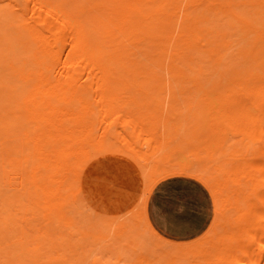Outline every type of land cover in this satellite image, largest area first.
Returning <instances> with one entry per match:
<instances>
[{"label":"bare ground","instance_id":"1","mask_svg":"<svg viewBox=\"0 0 264 264\" xmlns=\"http://www.w3.org/2000/svg\"><path fill=\"white\" fill-rule=\"evenodd\" d=\"M178 94L214 112L171 131ZM171 175L213 198L194 239L149 220ZM65 218L120 264H264V0H0L3 264Z\"/></svg>","mask_w":264,"mask_h":264},{"label":"rangeland","instance_id":"2","mask_svg":"<svg viewBox=\"0 0 264 264\" xmlns=\"http://www.w3.org/2000/svg\"><path fill=\"white\" fill-rule=\"evenodd\" d=\"M178 102L170 107L159 108L155 115H160L159 119L163 126L168 127L171 131L176 130L179 126L182 128L186 125H192L194 122L204 124L203 120L214 110H209L201 105L191 103L187 99V95L179 96ZM122 115L127 116V110H122ZM134 118L136 114H131ZM122 136H127V131L120 129ZM70 219L58 221L55 219L50 226L51 232L54 234L50 238H46L43 242V248L38 252V262L41 264H120L119 257L113 248L104 245V239H95L94 237H84L77 231L88 230L89 226L86 221H75L74 224ZM79 226V227H78ZM78 228V230H77ZM74 232V234H72ZM77 232V233H76ZM20 244H13L9 250L14 253H19ZM8 250V249H7ZM7 250L0 249L1 258L0 264L7 262L9 256ZM31 254L25 252L18 256L19 260L29 262ZM0 256V257H1ZM32 256V255H31ZM13 260H15L13 258ZM139 264V262H135Z\"/></svg>","mask_w":264,"mask_h":264},{"label":"crops","instance_id":"3","mask_svg":"<svg viewBox=\"0 0 264 264\" xmlns=\"http://www.w3.org/2000/svg\"><path fill=\"white\" fill-rule=\"evenodd\" d=\"M192 178L188 175L165 177L149 194L146 208L149 220L155 230L169 240L194 239L213 219L214 202L210 192Z\"/></svg>","mask_w":264,"mask_h":264}]
</instances>
